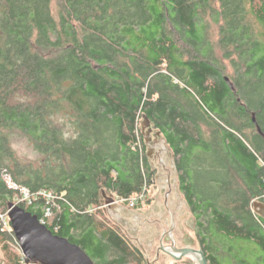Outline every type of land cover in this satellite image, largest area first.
<instances>
[{"label":"trees","instance_id":"16d2710c","mask_svg":"<svg viewBox=\"0 0 264 264\" xmlns=\"http://www.w3.org/2000/svg\"><path fill=\"white\" fill-rule=\"evenodd\" d=\"M144 114L207 263L264 264V0H0V215L21 206L94 264H145L101 208L151 183ZM0 254L25 262L1 218Z\"/></svg>","mask_w":264,"mask_h":264},{"label":"water","instance_id":"95a60500","mask_svg":"<svg viewBox=\"0 0 264 264\" xmlns=\"http://www.w3.org/2000/svg\"><path fill=\"white\" fill-rule=\"evenodd\" d=\"M252 120L255 122L254 117ZM140 130L146 146V156L149 158V161L152 165L154 163L157 164L155 165L158 170L157 173H159L161 177L164 178L166 175L171 176L173 179L170 183L177 189L173 154L167 145L166 139L161 132L151 124L145 114L142 115ZM159 184V190L161 188H166L167 183L165 184L162 182ZM178 194L180 200H183V197L179 192ZM101 197V208L113 223L121 226L125 233L126 228H136V221L131 217L133 212L126 208L128 206L120 201L115 202L112 195L107 194L104 191L102 192ZM252 210L257 216L264 220L263 202L254 200L252 202ZM189 216L188 223L191 224V226H194L193 215L190 214ZM7 218L15 240L24 255V261L26 264H31L33 260L44 264H94L85 251H83L78 245L69 242L64 237L53 234L40 222L36 215L26 211L21 206L11 204L7 211ZM181 220L182 223L179 221L178 224L181 226L180 228L182 230L183 225L185 226L184 223L187 222H183V219ZM174 224L175 222L172 219L171 226L168 230L169 237L166 238V240L171 241V246L167 249L162 247V250L172 259H165L160 262V264H166L172 260H181L182 258L183 260L176 261L177 264H188L190 262H195L196 264H208L200 245L197 243L194 233L192 234L193 239L190 238V241L186 242L184 246H176V239L172 234ZM134 234L139 236L140 233L137 231Z\"/></svg>","mask_w":264,"mask_h":264},{"label":"flooded vegetation","instance_id":"af4514ba","mask_svg":"<svg viewBox=\"0 0 264 264\" xmlns=\"http://www.w3.org/2000/svg\"><path fill=\"white\" fill-rule=\"evenodd\" d=\"M148 164L152 179L149 186L146 187L145 203L142 208L137 209L125 206L133 212L131 217L136 221V228H126L124 235L143 254L145 264H160L165 259H172L162 250V247L167 249L171 246V241L166 240L169 237L168 230L171 226V220L173 219L175 222L172 234L176 239L175 244L177 247H182L190 241L192 234L195 233V227L188 223L189 215L192 212L185 198L183 197L184 201L180 200L177 189L170 183L173 178L169 175L164 178L161 177L157 173L158 170L155 166L157 164L152 165L149 160ZM162 182L167 183L166 188L159 190V183ZM181 219H183V222H187L184 223L185 226L183 225L182 230L178 224L179 221L182 223ZM137 231L141 235H135L134 233Z\"/></svg>","mask_w":264,"mask_h":264},{"label":"built area","instance_id":"2783aa9c","mask_svg":"<svg viewBox=\"0 0 264 264\" xmlns=\"http://www.w3.org/2000/svg\"><path fill=\"white\" fill-rule=\"evenodd\" d=\"M6 181H7V184L10 188H13V189H17L18 187L9 179V178H6ZM146 187H144V190L139 194V195H136V196H132V197H129V198H123V197H119L117 196L116 194H113L112 197L114 198V201L115 202H122L123 204H125L126 206L130 207V208H135L137 206V204H141L143 205L145 203V199H146V195H147V191H146ZM22 193H23V197L21 198V200H28L29 199V193L26 189H22ZM45 191L43 192H40V194H44ZM46 196L49 198V199H54L55 197L51 194V193H46ZM51 215V211L50 209H47L46 210V213H45V216H50ZM0 218L2 220V224L4 227L8 228L11 230L10 226H9V220L7 218V212L3 215H0ZM40 222L42 224H44V221L43 220H40ZM15 239V237H14ZM16 241V240H15ZM17 243V241H16ZM18 245V243H17ZM18 248H19V245H18ZM19 251L21 252L20 248H19ZM21 255H22V258H24V255L22 254L21 252ZM23 264H26L25 262Z\"/></svg>","mask_w":264,"mask_h":264},{"label":"rangeland","instance_id":"374dc122","mask_svg":"<svg viewBox=\"0 0 264 264\" xmlns=\"http://www.w3.org/2000/svg\"><path fill=\"white\" fill-rule=\"evenodd\" d=\"M216 34V27L212 26L211 28V35H213V39L215 37ZM11 146L13 148V150L15 151V153L17 154V156L24 162H33V164L39 165L40 161H41V156L39 154H37L31 144V142L23 135L20 134H15L11 137ZM103 210V209H102ZM113 224V223H112ZM194 236L196 237L197 243H198V239L197 236L194 234ZM199 245V243H198ZM1 257V254H0ZM166 264H177L176 260H172ZM188 264H196L195 262H190Z\"/></svg>","mask_w":264,"mask_h":264},{"label":"crops","instance_id":"0c3cea01","mask_svg":"<svg viewBox=\"0 0 264 264\" xmlns=\"http://www.w3.org/2000/svg\"><path fill=\"white\" fill-rule=\"evenodd\" d=\"M164 137V136H163ZM168 145V144H167ZM169 147V146H168ZM171 150V149H170ZM173 154V153H172ZM147 159L149 160V158L147 157ZM173 161H174V156H173ZM174 164H175V161H174ZM175 175H176V182H177V190L178 192L180 193V195L183 197V195L181 194L180 190H179V184H178V174H177V170H176V166H175ZM107 194H110V195H113L114 193H107ZM102 198V197H101ZM184 201V200H183ZM193 215V213H192ZM108 217V216H107ZM109 218V217H108ZM193 218H194V215H193ZM110 219V218H109ZM111 221V219H110ZM112 222V221H111ZM113 223V222H112ZM116 227H118L124 234L125 232L123 231V229L121 228V226H119L118 224L116 223H113ZM194 227H195V235H196V221H195V218H194ZM197 236V235H196ZM196 238V237H195Z\"/></svg>","mask_w":264,"mask_h":264}]
</instances>
